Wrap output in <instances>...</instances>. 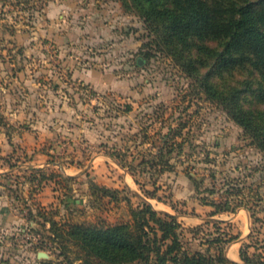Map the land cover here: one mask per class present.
Here are the masks:
<instances>
[{
  "label": "rangeland",
  "instance_id": "obj_1",
  "mask_svg": "<svg viewBox=\"0 0 264 264\" xmlns=\"http://www.w3.org/2000/svg\"><path fill=\"white\" fill-rule=\"evenodd\" d=\"M206 1L230 16L231 0ZM157 30L135 0H0V264H86L45 218L115 224L146 203L177 217L190 254L220 233L237 264L264 245V151L234 118L264 136L263 69L233 61L226 38L182 50ZM226 198L247 204L209 205Z\"/></svg>",
  "mask_w": 264,
  "mask_h": 264
},
{
  "label": "trees",
  "instance_id": "obj_2",
  "mask_svg": "<svg viewBox=\"0 0 264 264\" xmlns=\"http://www.w3.org/2000/svg\"><path fill=\"white\" fill-rule=\"evenodd\" d=\"M135 1L141 5L148 25L154 30L164 31V38L168 36L176 48H189L194 38H226L227 49L235 55L233 61H249L254 68L263 69L264 94V0L256 3L231 0L230 16L206 0ZM142 61L146 62L147 58H142ZM234 118L252 134L254 141L264 151V136L260 131L262 126L255 125L245 111L237 109ZM165 144L166 149H171L178 142L171 136ZM164 154L165 149H161L159 154L154 155L153 162L159 165ZM162 166L171 167V164L165 161L164 165L158 166L161 167L160 172L166 170ZM210 191L213 193V189ZM117 193L107 187L92 186V195L96 199L110 197L111 201H117ZM242 204H247L246 200L236 201L233 198L209 203L217 212L232 211ZM130 211V221L115 224H62L47 218L45 221L51 225L53 240L59 243L61 252L69 250L72 245L77 248L79 259L86 264H237L223 251L224 245L230 241L223 233L208 240L209 246L205 252L190 254L183 248L180 239L182 225L176 216L162 215L147 203L144 207H131ZM253 218L254 222H263L255 214ZM257 245L250 242L241 248L243 264H264V252H249L251 247L264 250V245Z\"/></svg>",
  "mask_w": 264,
  "mask_h": 264
},
{
  "label": "crops",
  "instance_id": "obj_3",
  "mask_svg": "<svg viewBox=\"0 0 264 264\" xmlns=\"http://www.w3.org/2000/svg\"><path fill=\"white\" fill-rule=\"evenodd\" d=\"M79 72V71H78ZM78 75L82 78V79H84L85 81H87V82H91V83H93V85H98V84H96L95 83V81L93 80V78L91 77V75L89 74V73H87V72H83V73H81V72H79L78 73ZM97 87V86H96Z\"/></svg>",
  "mask_w": 264,
  "mask_h": 264
},
{
  "label": "bare ground",
  "instance_id": "obj_4",
  "mask_svg": "<svg viewBox=\"0 0 264 264\" xmlns=\"http://www.w3.org/2000/svg\"><path fill=\"white\" fill-rule=\"evenodd\" d=\"M231 256H233L234 258H238V254L237 253H231Z\"/></svg>",
  "mask_w": 264,
  "mask_h": 264
},
{
  "label": "water",
  "instance_id": "obj_5",
  "mask_svg": "<svg viewBox=\"0 0 264 264\" xmlns=\"http://www.w3.org/2000/svg\"><path fill=\"white\" fill-rule=\"evenodd\" d=\"M40 254H42V253H40Z\"/></svg>",
  "mask_w": 264,
  "mask_h": 264
}]
</instances>
